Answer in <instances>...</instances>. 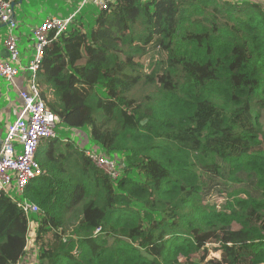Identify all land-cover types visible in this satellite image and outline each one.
<instances>
[{
    "label": "trees",
    "instance_id": "trees-1",
    "mask_svg": "<svg viewBox=\"0 0 264 264\" xmlns=\"http://www.w3.org/2000/svg\"><path fill=\"white\" fill-rule=\"evenodd\" d=\"M71 24L38 77L77 139L39 147L31 263L0 193V264H264V0H113Z\"/></svg>",
    "mask_w": 264,
    "mask_h": 264
},
{
    "label": "built area",
    "instance_id": "built-area-1",
    "mask_svg": "<svg viewBox=\"0 0 264 264\" xmlns=\"http://www.w3.org/2000/svg\"><path fill=\"white\" fill-rule=\"evenodd\" d=\"M112 1L83 0L78 10L86 3H92L100 10H107ZM75 13L76 11L65 17L49 16L35 27L33 54L30 60L23 64L18 45L19 39L14 33L18 27L15 8L10 0H0V21L8 25L4 45L9 52L6 58L0 54V76L13 82L18 75L24 74V86L19 91L23 108L19 116L7 125L5 138L0 145V193L6 194L16 207L24 212L30 231L36 224L34 217L39 214L40 207L28 198H17L13 193L25 195L28 184L42 172L37 160L39 147L44 139L59 137L57 128L62 123L60 117L47 106L42 96L38 71L44 59L46 46L53 38L68 30ZM85 153L112 179L117 180L121 177L118 159L107 157L92 148L86 149ZM100 231L101 227H98L95 233ZM14 264H23V262L19 260Z\"/></svg>",
    "mask_w": 264,
    "mask_h": 264
},
{
    "label": "rangeland",
    "instance_id": "rangeland-1",
    "mask_svg": "<svg viewBox=\"0 0 264 264\" xmlns=\"http://www.w3.org/2000/svg\"><path fill=\"white\" fill-rule=\"evenodd\" d=\"M83 0H28L24 1L21 4H16L15 6V15L17 19L18 27L14 30V33L17 35L19 41L18 45L20 51H24V46L27 42L33 43L31 37L33 34V29L29 26V23H33L34 25L37 22L42 20L48 16H68L69 14L76 11L74 14V20L71 24L72 27L78 22H81L86 29H90L95 21V16L100 10L96 5L92 3H86L84 6L81 7L80 10H77L80 7V4ZM38 22V23H39ZM37 26V25H36ZM8 25L0 26V39L4 38L8 31ZM24 34L25 36H22ZM28 35V36H27ZM31 36V37H30ZM22 54V53H21ZM9 85L8 81L0 76V87H3L4 90ZM57 132L60 139H73V136L77 139L76 134L74 133V129L71 127L60 124L57 128ZM5 138V133L3 138ZM47 139H44L41 143L40 152L44 154L47 151ZM94 141L92 140L91 143L87 146L88 149L92 148L94 145ZM99 152H103V149H100ZM19 199L28 198L26 195H18L13 193ZM29 199V198H28ZM30 200V199H29ZM73 218V214H70ZM237 227V225H236ZM29 242L26 247L27 253L30 251L31 256L33 258L37 251L36 247L34 246V233L30 231L29 235ZM30 248V249H29ZM29 249V251H28ZM22 260V259H21ZM31 263V260H29Z\"/></svg>",
    "mask_w": 264,
    "mask_h": 264
},
{
    "label": "crops",
    "instance_id": "crops-1",
    "mask_svg": "<svg viewBox=\"0 0 264 264\" xmlns=\"http://www.w3.org/2000/svg\"><path fill=\"white\" fill-rule=\"evenodd\" d=\"M24 1H28V0H22V1L19 0V4H21ZM46 18L47 17L43 18L42 20H40V22L38 21L39 23L37 22V24L35 25L33 23L32 24L29 23V26L34 30L36 25H39ZM0 26H4L1 21H0ZM22 36H25V35L22 34ZM4 38L0 39V54H2V51L4 49H6L4 45ZM31 39L33 43L27 42L24 46V51L21 50V53H22L21 61L23 64L27 63L33 54V48H34L33 47L34 46L33 34H32ZM8 83L9 85L7 84L5 90L3 87H0V136H1V139L3 138L4 133L6 134L7 125L10 122L14 121L19 116L23 108V102L19 96V91L24 86V74L18 75L14 79L13 82L8 81ZM25 255H24V258L26 257V259L31 260V258L29 257L31 256L30 251L28 253L26 252ZM24 258L22 259L23 264H24Z\"/></svg>",
    "mask_w": 264,
    "mask_h": 264
},
{
    "label": "water",
    "instance_id": "water-1",
    "mask_svg": "<svg viewBox=\"0 0 264 264\" xmlns=\"http://www.w3.org/2000/svg\"><path fill=\"white\" fill-rule=\"evenodd\" d=\"M20 1H22V0H20ZM13 4L15 5V3H13ZM8 55H9V52L7 51V49H4L2 51L1 56L4 57V58H6V57H8ZM1 142H2V139H1V136H0V144H1Z\"/></svg>",
    "mask_w": 264,
    "mask_h": 264
},
{
    "label": "clouds",
    "instance_id": "clouds-1",
    "mask_svg": "<svg viewBox=\"0 0 264 264\" xmlns=\"http://www.w3.org/2000/svg\"><path fill=\"white\" fill-rule=\"evenodd\" d=\"M11 2H12V1H11ZM12 3H15V2H12ZM13 6H14V8H15L16 4H15V5L13 4ZM3 25H6V24L3 23ZM37 26H38V25H37ZM37 26H36V27H37ZM34 29H35V28H34ZM7 32H8V31H7ZM2 140H3V139H2ZM1 143H2V142H1ZM0 145H1V144H0Z\"/></svg>",
    "mask_w": 264,
    "mask_h": 264
}]
</instances>
